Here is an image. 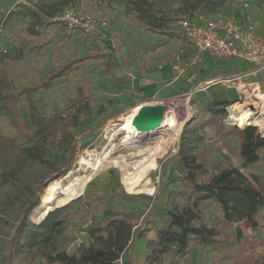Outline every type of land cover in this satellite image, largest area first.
Segmentation results:
<instances>
[{
  "label": "rangeland",
  "instance_id": "1",
  "mask_svg": "<svg viewBox=\"0 0 264 264\" xmlns=\"http://www.w3.org/2000/svg\"><path fill=\"white\" fill-rule=\"evenodd\" d=\"M214 4L215 0H0V79L4 71L8 77L6 83L0 82V90L9 94L23 87H36L17 101L21 115L29 118L35 111L45 119L63 116L67 121L59 134L52 135L47 128L40 134L39 140L44 143L42 159L16 162L10 145L30 147L38 136L24 134L0 106V264L9 262L12 237L26 209L43 197L51 182L67 181L89 171V164L101 160L105 150H112V157L122 156L129 161L139 158L137 151L127 146L125 125L139 105L156 101L147 94L152 87L158 89L157 100L171 104V108L163 126L154 132L162 136L168 148L154 155L158 167L149 172L150 187L143 192L128 187L121 168L105 163L69 208L68 228L59 240L62 248L72 253L80 243L91 244L90 229L104 226L102 219L113 213L125 214L140 224L159 190L165 169L158 208L143 224L146 239H139L134 248H143L147 255L145 243L156 238L155 225L166 219L165 212L170 208L167 194L180 186L177 178L183 169L175 154L184 137L200 151L206 173L233 164L264 190V157L245 167L240 138L230 132L233 127L244 128L235 119L232 105L236 102H256L255 115H264V102L256 98L264 92V72L229 81L223 80L228 77L223 74V79L205 83L217 74L188 67L183 52L186 44L177 33L182 17L195 11L207 12ZM249 14L264 38V0H252ZM90 35L113 54L115 74L111 75L101 61L91 60L68 76L45 84L50 71L69 56L92 50ZM163 88H169V92L162 93ZM215 100L231 103L227 117L208 112ZM199 116L204 119L198 125L186 127L188 121ZM177 124L180 130L176 133ZM249 125H256L264 133L260 125ZM92 127L96 128L87 134ZM6 168L10 171L1 176ZM98 196L94 207L86 204L88 198ZM204 214L211 224L222 217L221 206L209 201ZM31 217L21 231L13 264H18L28 250L29 236L40 223ZM63 238L70 240L65 246ZM218 239L214 245L193 243L184 259L167 254L156 264H261L264 260V227L253 230L235 223L223 228Z\"/></svg>",
  "mask_w": 264,
  "mask_h": 264
},
{
  "label": "trees",
  "instance_id": "2",
  "mask_svg": "<svg viewBox=\"0 0 264 264\" xmlns=\"http://www.w3.org/2000/svg\"><path fill=\"white\" fill-rule=\"evenodd\" d=\"M215 0L214 6L208 10L213 13L219 7ZM194 13V12H193ZM191 12L189 15H193ZM92 50L84 55H72L56 66L48 74L45 84L54 79L68 76L77 71L85 62L101 61L106 70L115 74L116 64L113 63V54L106 52L99 41L92 35L89 36ZM7 73L4 71L0 82L6 83ZM36 87H23L13 93L5 94L0 90V106L4 107L12 123L18 129L33 138L38 136L37 142L30 147L11 144L15 161L23 159H42L40 134L48 129L52 135L64 130L66 118L63 116L45 119L32 112L29 118H24L18 108L17 101ZM229 101L215 100L208 108V112L219 118L227 117ZM203 116L195 117L187 122L186 127L198 125ZM66 126V125H65ZM96 127L87 129V134ZM67 129V128H66ZM240 138V155L244 166L257 164L264 157V133L256 125H247L243 129L233 127L230 131ZM191 142L185 137L180 144L179 151L175 154L177 162L183 172L177 178L179 188L169 190L167 204L169 209L165 212L166 219L156 224V238L147 242L150 252L147 264H156L163 255L172 254L176 259H184L192 251L193 243L214 245L219 242L223 228L239 223L247 228L257 230L264 227V190L239 168L233 164H225L219 171L206 173L205 163L200 151L190 146ZM6 168L1 176L8 174ZM161 185L155 194L151 205L140 224L127 218L125 214L113 213L102 219L104 226L96 225L89 231L93 242L80 243L74 252L70 253L62 248L59 240L67 231L68 210L76 198L63 206L50 210L45 218L37 225L27 241L28 250L20 257L18 264H34L39 259H44L47 264L59 262L61 264H122L123 256L134 250L137 241L145 237L147 223L158 208L163 184L165 169L161 172ZM95 199L88 198L86 204L94 207ZM213 201L221 206L222 217L216 218L211 224L206 221L204 207ZM23 227H19L13 234L11 247L8 253V264H13V258L18 252L20 234ZM261 264H264V260Z\"/></svg>",
  "mask_w": 264,
  "mask_h": 264
},
{
  "label": "built area",
  "instance_id": "3",
  "mask_svg": "<svg viewBox=\"0 0 264 264\" xmlns=\"http://www.w3.org/2000/svg\"><path fill=\"white\" fill-rule=\"evenodd\" d=\"M218 1L219 7L213 13L195 11L193 15H186L178 22V33L184 35L195 50L188 67L199 63L204 54H209L221 61L235 59L246 64L248 71L235 77L237 79L243 76L257 77L258 73L264 72V38L258 34L257 26L249 14L251 1ZM229 1L243 8V14L237 15L236 9L227 10ZM228 118L232 119L233 116L229 115Z\"/></svg>",
  "mask_w": 264,
  "mask_h": 264
},
{
  "label": "bare ground",
  "instance_id": "4",
  "mask_svg": "<svg viewBox=\"0 0 264 264\" xmlns=\"http://www.w3.org/2000/svg\"><path fill=\"white\" fill-rule=\"evenodd\" d=\"M256 98L264 102V92L257 94ZM255 103L250 104L249 101H244L236 102L232 105V109L237 114L235 119L243 127L256 123L264 130V115H255L256 112L253 110ZM136 112L137 109L127 118L125 128L128 132L126 136L127 146L131 147V151H137L135 155H138L139 158L129 161L122 156L112 157V150H105L104 155L100 158L101 160L97 159V161L89 164L91 165L89 171L87 170L85 173L79 174V176H75L67 181L51 182L46 188L42 203L33 211L31 218L35 222H41L48 211L63 206L76 196L84 193L87 184L92 180L98 169L108 162L114 163L121 168L125 174V182L128 187L132 189L138 187L139 192H143L144 189L147 190L150 187L149 183L151 179L149 178V172L158 167L154 155L167 149L168 146L164 145L165 141L163 142L161 135L155 136L154 133H140L136 129L133 125V118ZM175 130L176 133L179 132V124L176 125ZM157 139L161 140L157 141Z\"/></svg>",
  "mask_w": 264,
  "mask_h": 264
},
{
  "label": "crops",
  "instance_id": "5",
  "mask_svg": "<svg viewBox=\"0 0 264 264\" xmlns=\"http://www.w3.org/2000/svg\"><path fill=\"white\" fill-rule=\"evenodd\" d=\"M250 1L252 3V0H250ZM235 7L236 6L233 4V2L229 1V4L227 6V8H228L227 10L233 11L236 9L237 15L240 16L241 14H243V12H244L243 8H241V7L235 8ZM177 33H178V30H177ZM178 34H180L181 39H184V41H185L186 46H185L183 52L186 53V55H187V63H188L189 60L194 56L195 50L188 44L184 35H182L181 33H178ZM196 67H198V68L201 67V69H202L201 72L207 71L208 74H211L213 76L217 74V76L210 78V79H208V81L205 82V83H209V84H213V83H215V81L223 79L222 78L223 74H228V77L224 78L223 80L229 81L233 77H237L239 75H244L248 71V68H249L246 64H243L242 62H240L238 60L228 59L225 61H221V60H219V59H217V58H215L209 54H204L202 56L201 61L199 63L193 65L190 68H196ZM243 77H251V76H243ZM157 92H158V89L156 87H152L151 89H149L147 91L148 96L152 97V99L156 100V101H150L149 103L159 102L157 100V97H158L156 95ZM168 92H169V88H163L162 93L167 94ZM66 238L61 239L62 242L64 243V246L67 242L70 241V240L67 241ZM142 239L144 240L146 238L143 237ZM150 239H155V238L153 237ZM147 242L148 241H146L145 244H147ZM61 247H62V245H61ZM144 254H145V251L143 248L134 249L133 251L126 253V256H124V258L126 257L125 258V264H145V260H146L147 255H148V251H147V255H144ZM38 262H39L38 264H47L46 261L43 259H39ZM57 264H61V263L57 262Z\"/></svg>",
  "mask_w": 264,
  "mask_h": 264
},
{
  "label": "water",
  "instance_id": "6",
  "mask_svg": "<svg viewBox=\"0 0 264 264\" xmlns=\"http://www.w3.org/2000/svg\"><path fill=\"white\" fill-rule=\"evenodd\" d=\"M170 108L171 104L164 102L141 104L134 115L133 125L140 133H154L163 126L166 112ZM42 201L43 197L40 196L29 205L20 222V227L25 226L33 211L42 203ZM47 214L48 213H46V215Z\"/></svg>",
  "mask_w": 264,
  "mask_h": 264
}]
</instances>
